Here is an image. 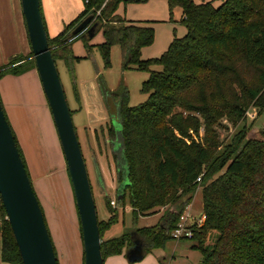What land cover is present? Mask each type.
<instances>
[{"label":"trees","instance_id":"1","mask_svg":"<svg viewBox=\"0 0 264 264\" xmlns=\"http://www.w3.org/2000/svg\"><path fill=\"white\" fill-rule=\"evenodd\" d=\"M83 1L84 8L73 20L57 34L48 33L57 64L65 60L73 69L72 60L78 56L72 43L77 39L92 49L87 30L72 32L92 13L103 31L104 40L96 46L104 65H111V48L117 44L123 69L150 71L142 85L149 92L146 100L130 105L124 91L108 99L118 101L120 113L121 126L110 127L118 141L113 151L118 181H128L118 203L129 200L134 221L142 212L167 207L161 220L168 229L161 220L134 228L145 251L174 238L172 231L200 185L206 217L193 237L181 238L191 239L190 246L202 252L199 264H264V0H223L220 5L212 0H169L171 7L181 5L186 32L149 58L140 57L141 48L153 42L154 26L118 14L119 3L128 0ZM156 64L162 68H152ZM34 67L33 51L14 53L0 64V79ZM251 108L255 120L262 118L253 133L247 121ZM222 118L240 125L226 143L216 128ZM171 206L176 210L170 211ZM117 221L116 212L99 219L104 258L133 242V230L102 238ZM0 260L23 264L9 220L0 225Z\"/></svg>","mask_w":264,"mask_h":264},{"label":"rangeland","instance_id":"2","mask_svg":"<svg viewBox=\"0 0 264 264\" xmlns=\"http://www.w3.org/2000/svg\"><path fill=\"white\" fill-rule=\"evenodd\" d=\"M194 1L199 3L208 0ZM212 1L215 5L223 2ZM41 2L48 33L51 36L57 34L84 8L83 0ZM17 3L21 26L28 37L23 53H30L31 42L20 0H17ZM116 11L127 19L154 26V40L141 48V58L159 56L175 37H180L186 32V27L181 22L183 15L181 5L171 7L169 0L122 1ZM1 30L9 35V30L3 26ZM103 40V31L98 30L90 38V42L94 44L90 51L86 49L81 39L75 40L72 43V51L78 57L72 60L73 69L71 70L65 60H60L57 65L87 162L99 219H108L112 212L113 214L116 212L118 216V221L104 231L106 237H113L135 227L159 222L167 207L158 206L154 211L142 212L134 221L133 207L129 200L126 198L123 204L118 203V171L113 160V151L118 148V141L111 135L110 127L114 124V119L120 120V113L118 101L111 98L109 102L108 99L114 93L124 91L130 105L146 100L149 92L142 90V85L149 77L150 71L135 67L123 69V55L117 44L111 48V65L105 66L102 54L96 46ZM152 68L161 69L162 66L156 64L152 65ZM29 71L40 78L36 67L24 73ZM32 80L24 82L19 80L18 83H26L27 88L25 94L20 96L17 82L11 76L6 77L0 87L2 102L26 158L59 264H84L82 229L67 162L55 123L49 120L51 126L49 125L44 113H41L39 98L35 100L38 89ZM3 87L6 89L4 95ZM262 118L264 120V114ZM262 118L255 120V109L249 110L247 121L252 125L251 133L261 125ZM239 126L227 118H222L221 123L216 125L220 141L226 143ZM187 210L195 219L202 215L203 193L200 185L196 188ZM157 211V215L145 216ZM102 238L104 239V233ZM191 242V239L185 238L169 239L165 245L166 264H199L202 252L191 247ZM150 258L151 253L134 263L126 258V264H146Z\"/></svg>","mask_w":264,"mask_h":264},{"label":"water","instance_id":"3","mask_svg":"<svg viewBox=\"0 0 264 264\" xmlns=\"http://www.w3.org/2000/svg\"><path fill=\"white\" fill-rule=\"evenodd\" d=\"M31 48L41 84L49 103L59 140L65 155L78 208L84 246V264H105L101 249L98 210L87 162L78 137L57 62L49 45L48 32L41 9V0H20ZM87 30L93 37L99 22L92 13L82 18L73 33ZM121 126L120 121L113 120ZM128 183H119L118 199ZM0 196L7 212L23 264H59L55 246L39 197L16 143L12 126L0 99ZM175 206L170 207L174 211ZM162 219L160 224L165 225ZM133 242L126 249L127 258L137 261L144 257V243L132 231ZM1 264H11L2 261Z\"/></svg>","mask_w":264,"mask_h":264},{"label":"crops","instance_id":"4","mask_svg":"<svg viewBox=\"0 0 264 264\" xmlns=\"http://www.w3.org/2000/svg\"><path fill=\"white\" fill-rule=\"evenodd\" d=\"M131 1H143V0H131ZM18 11H19V6L17 3V0H0V64L6 62L9 59V57L14 53L24 52V49L26 47V42L28 41V37L24 31V28L21 26V21H20V16H19ZM130 20H134V19H130ZM1 26H3L6 30H9L8 31L9 35H7L6 31L1 30ZM10 76L12 77V79H14L17 82L18 87H19L20 96L21 94H25L27 88H26V83L19 84L18 83L19 80L24 82V80L33 79L32 81L35 82L37 89H38L35 100L37 101V99L39 98L40 106H41V113L42 114L44 113V116L46 117V121L51 126V123L49 120H52V123H54V120H53V116H52L50 108L48 109L49 103L44 93L40 78L31 71H29L28 73H22L19 75L7 74L0 79V87H2L3 85V80L6 77H10ZM4 90L6 89L3 87V92H4L3 95L5 94ZM0 94L2 93L0 92ZM190 205H188L187 208H189ZM156 213H158V211L155 213L146 214L145 216H149L153 214L157 215ZM161 216L162 214H160V218ZM154 218L152 219L155 221L156 218L155 219ZM154 224L156 223H150L148 225H143V226H149V225H154ZM132 230H134V228ZM108 238H111V237H106L105 232H104V239H108ZM128 246L129 245H126L121 253L107 256L105 258V264H126V258H127L126 249ZM165 247L166 246L156 247V248H153L151 251L145 252L144 257L147 254L151 253V258L147 260V262L145 263L146 264H166V261H164L166 258ZM127 260L131 262L128 258ZM134 262H131V263H134Z\"/></svg>","mask_w":264,"mask_h":264},{"label":"built area","instance_id":"5","mask_svg":"<svg viewBox=\"0 0 264 264\" xmlns=\"http://www.w3.org/2000/svg\"><path fill=\"white\" fill-rule=\"evenodd\" d=\"M201 179L202 175H199L197 177V180L201 181ZM112 202L115 203V201ZM2 205L3 203L0 196V225H2L5 220H8L7 212L3 211ZM186 208L181 213L179 220L172 231V235L175 239H181L183 237H193L195 227L200 226L206 217V214L203 212L198 219H195L191 212H189ZM1 262L2 261L0 260V264Z\"/></svg>","mask_w":264,"mask_h":264}]
</instances>
